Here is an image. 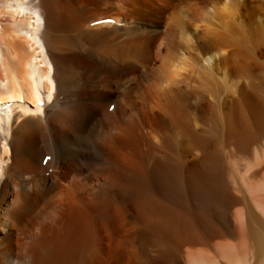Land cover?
Returning a JSON list of instances; mask_svg holds the SVG:
<instances>
[{"label": "bare ground", "instance_id": "6f19581e", "mask_svg": "<svg viewBox=\"0 0 264 264\" xmlns=\"http://www.w3.org/2000/svg\"><path fill=\"white\" fill-rule=\"evenodd\" d=\"M0 104V264H264V0H0Z\"/></svg>", "mask_w": 264, "mask_h": 264}]
</instances>
